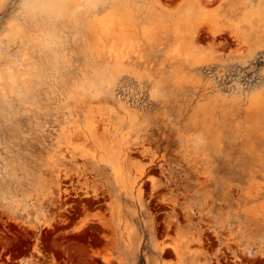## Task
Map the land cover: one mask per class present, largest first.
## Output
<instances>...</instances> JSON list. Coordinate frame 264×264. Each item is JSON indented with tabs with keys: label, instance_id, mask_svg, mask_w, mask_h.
Instances as JSON below:
<instances>
[{
	"label": "rangeland",
	"instance_id": "rangeland-1",
	"mask_svg": "<svg viewBox=\"0 0 264 264\" xmlns=\"http://www.w3.org/2000/svg\"><path fill=\"white\" fill-rule=\"evenodd\" d=\"M0 264H264V0H0Z\"/></svg>",
	"mask_w": 264,
	"mask_h": 264
}]
</instances>
